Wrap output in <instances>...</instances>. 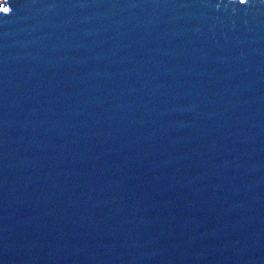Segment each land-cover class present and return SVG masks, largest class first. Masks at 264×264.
Instances as JSON below:
<instances>
[{"label":"water","instance_id":"water-1","mask_svg":"<svg viewBox=\"0 0 264 264\" xmlns=\"http://www.w3.org/2000/svg\"><path fill=\"white\" fill-rule=\"evenodd\" d=\"M2 1L0 264H264V0Z\"/></svg>","mask_w":264,"mask_h":264},{"label":"snow or ice","instance_id":"snow-or-ice-1","mask_svg":"<svg viewBox=\"0 0 264 264\" xmlns=\"http://www.w3.org/2000/svg\"><path fill=\"white\" fill-rule=\"evenodd\" d=\"M9 11H10V9L7 8V7H5V8L3 9V12H4V13H8Z\"/></svg>","mask_w":264,"mask_h":264},{"label":"rangeland","instance_id":"rangeland-1","mask_svg":"<svg viewBox=\"0 0 264 264\" xmlns=\"http://www.w3.org/2000/svg\"><path fill=\"white\" fill-rule=\"evenodd\" d=\"M0 2H3L2 0H0Z\"/></svg>","mask_w":264,"mask_h":264}]
</instances>
